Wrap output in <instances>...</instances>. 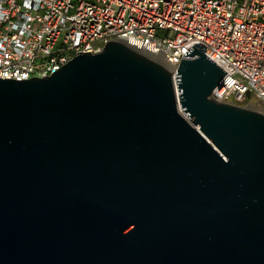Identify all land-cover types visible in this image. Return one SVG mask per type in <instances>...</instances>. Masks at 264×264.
Masks as SVG:
<instances>
[{"label": "water", "instance_id": "1", "mask_svg": "<svg viewBox=\"0 0 264 264\" xmlns=\"http://www.w3.org/2000/svg\"><path fill=\"white\" fill-rule=\"evenodd\" d=\"M121 40L0 77V264H264V111ZM247 95H250L247 93Z\"/></svg>", "mask_w": 264, "mask_h": 264}, {"label": "built area", "instance_id": "2", "mask_svg": "<svg viewBox=\"0 0 264 264\" xmlns=\"http://www.w3.org/2000/svg\"><path fill=\"white\" fill-rule=\"evenodd\" d=\"M121 40L176 73L195 42L226 72L211 95L264 105V0H0V77L53 74L78 51ZM264 110V107H263Z\"/></svg>", "mask_w": 264, "mask_h": 264}, {"label": "rangeland", "instance_id": "3", "mask_svg": "<svg viewBox=\"0 0 264 264\" xmlns=\"http://www.w3.org/2000/svg\"><path fill=\"white\" fill-rule=\"evenodd\" d=\"M250 94V93H249ZM230 100L233 102V103H244V102H246V104H244V105H250V104H254V105H257V106H259L261 109L260 110H262V111H264L263 110V107H264V105H263V103L262 102H260L259 100H258V98H256V97H254L253 95H247V94H241V93H239V92H235L232 96H231V98H230Z\"/></svg>", "mask_w": 264, "mask_h": 264}, {"label": "bare ground", "instance_id": "4", "mask_svg": "<svg viewBox=\"0 0 264 264\" xmlns=\"http://www.w3.org/2000/svg\"><path fill=\"white\" fill-rule=\"evenodd\" d=\"M249 107L253 108V109H257V110H260L261 108L257 105H254V104H250Z\"/></svg>", "mask_w": 264, "mask_h": 264}, {"label": "trees", "instance_id": "5", "mask_svg": "<svg viewBox=\"0 0 264 264\" xmlns=\"http://www.w3.org/2000/svg\"><path fill=\"white\" fill-rule=\"evenodd\" d=\"M240 104H246V102H244V103H240Z\"/></svg>", "mask_w": 264, "mask_h": 264}]
</instances>
